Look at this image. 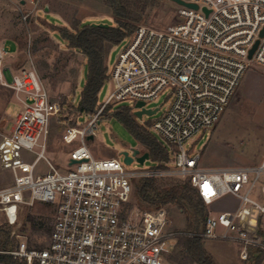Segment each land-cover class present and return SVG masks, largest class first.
<instances>
[{
  "label": "built area",
  "instance_id": "built-area-1",
  "mask_svg": "<svg viewBox=\"0 0 264 264\" xmlns=\"http://www.w3.org/2000/svg\"><path fill=\"white\" fill-rule=\"evenodd\" d=\"M182 1L199 8L176 4L177 23L162 30L140 26L123 42L109 74L112 94L85 115L86 123L79 124L80 116L62 134L74 147L65 172L48 159L52 124L65 106L51 99L33 62L12 61L11 46L0 41V86L20 107L6 138L35 156L11 165L14 181L0 189V213L8 226L19 228L27 207L41 202L56 208L45 248L11 232L21 240L0 251L13 259L8 264H165L183 238L236 244L244 261L253 251L264 252V201L255 196L264 198V159L254 167L205 169L189 144L219 123L246 71L264 67V0ZM165 91L170 104L151 126L171 152L165 167L128 170L125 162L90 152L87 141L97 137L108 107L129 101L134 112L144 102V109L160 111L148 105ZM42 160L46 174L37 171ZM163 177L187 181L208 207L226 196L239 205L210 213L199 230H170L165 209L140 212L130 206L134 181ZM250 208L257 211L254 224L246 221Z\"/></svg>",
  "mask_w": 264,
  "mask_h": 264
},
{
  "label": "rangeland",
  "instance_id": "rangeland-1",
  "mask_svg": "<svg viewBox=\"0 0 264 264\" xmlns=\"http://www.w3.org/2000/svg\"><path fill=\"white\" fill-rule=\"evenodd\" d=\"M24 15H29L24 20ZM177 6L170 0H160L149 7L142 20L135 25L154 29H166L177 23ZM105 24L116 26L113 10L107 0H0V41L7 42L20 65L33 62L53 101L65 106L60 120L52 124V132L48 146V159L62 172L69 171L68 159L74 147L62 141L64 131L72 126L73 119L70 105L77 106L86 84L87 59L84 54L68 47L67 43L56 31L57 28L73 29L77 26ZM134 30V32H135ZM133 32V33H134ZM133 35V34H132ZM131 35V36H132ZM124 43L114 47L106 65L111 69L116 63ZM113 88L107 82L99 94V104H102L112 94ZM170 97L168 91L162 93L157 101L149 103V108H161L158 113L138 120L141 126L150 124V132L159 140L161 138L151 130V126L168 108ZM120 107H131L129 101L110 106L105 111V118L97 131L94 140L87 141L90 152L99 159L116 158L124 163V152L133 156V149L141 146L130 132L114 117V112ZM20 107L15 103L10 90L0 86V189L13 184L14 178L11 165L17 162H32L34 154L14 145L6 137L10 134ZM71 116V117H70ZM87 117L82 115L78 122L86 123ZM163 143V142H162ZM191 153L201 156V165L205 169H231L259 166L264 159V67L251 66L244 74L241 84L232 98L219 123L211 130L198 134L190 141ZM171 153V152H170ZM172 159V158H171ZM157 164L147 160L141 165L134 160L126 165L128 170L148 171L155 169ZM37 171L46 174L48 166L45 161L39 162ZM158 191L187 181L163 177L156 178ZM144 179L134 181V192L130 206L132 209L143 210L140 207L139 190ZM239 201L233 196H226L210 207L206 206L208 215L222 211H234ZM164 209L168 213L169 228L174 231H191L199 225L195 214L182 211L178 203L170 202ZM56 213L54 206L36 203L22 212L21 225L12 228L5 222L0 213V227L6 228L28 239L31 247L45 248L53 219ZM34 219V224L29 221ZM193 218V220H191ZM193 221V223H191ZM12 238V237H11ZM14 248L21 240L13 237ZM180 241V240H179ZM166 258L165 264H198L190 254L185 252L182 242ZM203 251L214 264H252L241 260V247L222 241H201Z\"/></svg>",
  "mask_w": 264,
  "mask_h": 264
},
{
  "label": "trees",
  "instance_id": "trees-1",
  "mask_svg": "<svg viewBox=\"0 0 264 264\" xmlns=\"http://www.w3.org/2000/svg\"><path fill=\"white\" fill-rule=\"evenodd\" d=\"M107 1L113 10L116 26L104 28L89 24L82 27L77 26L71 30L68 28L56 29L69 48L81 52L87 59L86 84L80 102L77 106H69L72 111L70 115L73 119L92 114L97 110L99 94L109 81V69L106 65V59L111 50L122 44L133 34L136 28L135 25L142 20L143 13L160 0ZM110 109L109 107L107 111ZM114 117L144 147L145 152L149 153L151 160L158 166L165 167L171 161L172 156L168 148L150 132V124L141 126L138 123L132 108L120 107L114 112ZM72 125H74V121ZM138 197L140 207L143 210L164 209L168 203L176 202L181 210L187 214L192 211L200 224L205 222L208 216L206 205L198 192L188 182L170 187L163 193L156 188L154 179H147L141 184ZM29 221L34 224L33 218H29ZM192 229L199 230L200 226H194ZM201 241L199 239L183 238L180 239L179 243L182 242L185 252L190 254L195 263L214 264L213 260L206 256L203 251ZM13 248L14 240L11 238V230L0 227V251H9ZM11 262H13L11 257L0 255V264Z\"/></svg>",
  "mask_w": 264,
  "mask_h": 264
},
{
  "label": "water",
  "instance_id": "water-1",
  "mask_svg": "<svg viewBox=\"0 0 264 264\" xmlns=\"http://www.w3.org/2000/svg\"><path fill=\"white\" fill-rule=\"evenodd\" d=\"M170 1L177 4V5L186 6L188 8L194 9V10H198V8H199L195 4H188L182 0H170ZM93 26H99V27H104V28L109 27V25H105V24H100V25L93 24ZM262 35H263V32H262L261 36ZM258 44H259V42H257L254 45L253 49L250 51L249 59H252L253 54H254L255 50L257 49ZM144 106H145L144 102H138L135 106L134 116L138 120H142L145 115L151 117V116L155 115L158 111V110H154V111L146 110V109H144ZM89 140H93V137H89ZM123 155H124V162L127 165L132 164L134 162V159H136V161L138 163H140L141 165H144V163L147 160H150L149 153L145 152V153L141 154V151L139 149H133V156H130L128 152H124ZM75 163L76 162H72L71 165H74Z\"/></svg>",
  "mask_w": 264,
  "mask_h": 264
},
{
  "label": "crops",
  "instance_id": "crops-1",
  "mask_svg": "<svg viewBox=\"0 0 264 264\" xmlns=\"http://www.w3.org/2000/svg\"><path fill=\"white\" fill-rule=\"evenodd\" d=\"M255 196L258 200L260 199L264 201V198H262V196L259 193H256ZM248 216H249V219H247L246 221L249 223L251 221L254 224V222L256 221V217H257V211L253 208H250L248 210ZM250 261L252 262V264H264V252L253 251L250 256Z\"/></svg>",
  "mask_w": 264,
  "mask_h": 264
}]
</instances>
